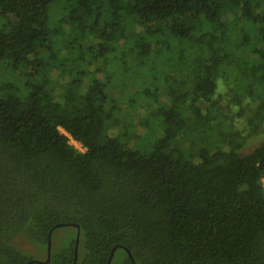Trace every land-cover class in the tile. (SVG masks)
I'll return each instance as SVG.
<instances>
[{
  "label": "trees",
  "instance_id": "trees-1",
  "mask_svg": "<svg viewBox=\"0 0 264 264\" xmlns=\"http://www.w3.org/2000/svg\"><path fill=\"white\" fill-rule=\"evenodd\" d=\"M0 65V264H264V140L216 120L231 71L264 127V0H0Z\"/></svg>",
  "mask_w": 264,
  "mask_h": 264
},
{
  "label": "rangeland",
  "instance_id": "rangeland-1",
  "mask_svg": "<svg viewBox=\"0 0 264 264\" xmlns=\"http://www.w3.org/2000/svg\"><path fill=\"white\" fill-rule=\"evenodd\" d=\"M130 63V66L136 67L135 62ZM1 66L2 65H0V67ZM227 79V85H221L220 83L221 93L216 96V99L221 105V108L219 110L220 114H218L216 120L225 121L224 123L230 131H238L239 134L242 135L241 138L243 139V141L242 147L240 149V154H246L256 146H258L260 142L264 140V127L260 126L257 131H253L251 126L247 123V118L251 115V110L247 107V101L244 99L245 96L249 95L246 93V91L243 90L242 87H240V89L236 87V73H233L231 71L228 72ZM220 82L222 81L220 80ZM117 85L118 84H116V87H112L109 90V94L110 96L114 97L115 100H117L120 105V108L124 106L126 108L127 99L131 97L133 91H140V87L138 85H133L132 89L129 92H123L119 85L118 87ZM160 89L162 88L160 87ZM252 93L258 94L259 98H263V95L262 93H260V90L255 89L252 91ZM160 99L163 101H168V99H166V97L164 96H161ZM255 99V101H257L258 97H256ZM137 100H139V103L141 104L145 103V107L137 106L135 109H131L129 116H127V112L125 110V112L122 111L120 114L121 117H124L125 115L128 117L129 122L127 123L129 124V126L127 129V135L128 137H130L129 144L134 146H138L139 143L144 144L146 143V141H150L152 138L156 137V135L160 133V127H158L159 125L155 121L150 122L151 126H149L150 129H152L151 132H148L149 130L143 129L141 127V124H139L137 121L143 119L142 117L146 114V107L154 109V107H156V103L153 100H146L144 98V95L142 94ZM121 130V127H117L110 130V133L114 134ZM66 229L67 227H64L62 230ZM18 246L24 250L32 252V256L34 259L39 260L42 258L40 253H36V248L27 243L25 240H18Z\"/></svg>",
  "mask_w": 264,
  "mask_h": 264
},
{
  "label": "water",
  "instance_id": "water-1",
  "mask_svg": "<svg viewBox=\"0 0 264 264\" xmlns=\"http://www.w3.org/2000/svg\"><path fill=\"white\" fill-rule=\"evenodd\" d=\"M61 226H63V224H57V225H55L54 226V228H57V227H61ZM50 234H51V231L49 232V234H48V242H47V259L46 260H48V258H49V249H50V245H51V239H50ZM77 238H78V235H77ZM76 238V242H75V246H74V263L73 264H75V259H76V249H77V241H78V239ZM115 250V247L112 249V251L110 252V255H109V257H108V260H107V262H106V264H109L110 263V261H111V258H112V255H113V251ZM125 250H126V252H127V254H128V256H129V258H130V260H131V262L133 263V264H135L134 263V260H133V258H132V256L130 255V253H129V251L125 248ZM40 262H42L41 260H36V259H32V260H29L26 264H33V263H40Z\"/></svg>",
  "mask_w": 264,
  "mask_h": 264
},
{
  "label": "built area",
  "instance_id": "built-area-1",
  "mask_svg": "<svg viewBox=\"0 0 264 264\" xmlns=\"http://www.w3.org/2000/svg\"><path fill=\"white\" fill-rule=\"evenodd\" d=\"M69 144H71L74 148H76L78 151H83L85 148L77 141L73 140L72 138L69 137ZM261 183L263 186V191H264V176L261 178Z\"/></svg>",
  "mask_w": 264,
  "mask_h": 264
}]
</instances>
